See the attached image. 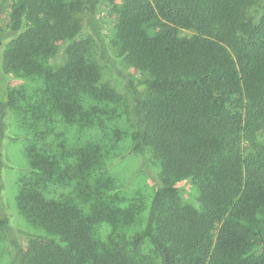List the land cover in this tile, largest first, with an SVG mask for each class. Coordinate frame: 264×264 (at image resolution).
I'll list each match as a JSON object with an SVG mask.
<instances>
[{
	"label": "trees",
	"instance_id": "obj_1",
	"mask_svg": "<svg viewBox=\"0 0 264 264\" xmlns=\"http://www.w3.org/2000/svg\"><path fill=\"white\" fill-rule=\"evenodd\" d=\"M6 10L0 264H264V0ZM10 140L26 165L9 199ZM133 155L149 196L113 170Z\"/></svg>",
	"mask_w": 264,
	"mask_h": 264
},
{
	"label": "rangeland",
	"instance_id": "obj_2",
	"mask_svg": "<svg viewBox=\"0 0 264 264\" xmlns=\"http://www.w3.org/2000/svg\"><path fill=\"white\" fill-rule=\"evenodd\" d=\"M8 10H6L0 18V22L5 24V17H7ZM102 16L106 20L107 10L102 11ZM103 19V21H105ZM116 90L125 92L123 86L118 80H113L110 84ZM6 152L9 161V168L6 172V182L8 186V197L12 196L15 182L19 177L20 168H24L26 165L24 157V143L23 140H10L6 146ZM141 157L138 155L129 156L128 158L121 160L114 164L113 170L115 171L119 182L124 187L127 186L129 190L136 189L143 194L151 195L155 182L151 179L150 174L147 171L140 169ZM150 172L155 174L159 173V169L155 161L150 164ZM176 185L180 188L184 200H190L187 192L191 190L192 184L188 179H181L176 181ZM14 200V199H13ZM17 223H21L20 219H16ZM25 241V238L22 237ZM7 257H4L2 263L5 264Z\"/></svg>",
	"mask_w": 264,
	"mask_h": 264
}]
</instances>
